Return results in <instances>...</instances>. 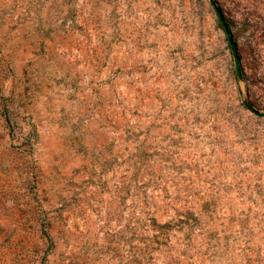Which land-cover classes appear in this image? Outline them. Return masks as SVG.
Returning a JSON list of instances; mask_svg holds the SVG:
<instances>
[{
    "label": "rangeland",
    "instance_id": "obj_1",
    "mask_svg": "<svg viewBox=\"0 0 264 264\" xmlns=\"http://www.w3.org/2000/svg\"><path fill=\"white\" fill-rule=\"evenodd\" d=\"M213 2L241 78L212 0H0V264H264V0Z\"/></svg>",
    "mask_w": 264,
    "mask_h": 264
},
{
    "label": "water",
    "instance_id": "obj_2",
    "mask_svg": "<svg viewBox=\"0 0 264 264\" xmlns=\"http://www.w3.org/2000/svg\"><path fill=\"white\" fill-rule=\"evenodd\" d=\"M212 3L214 5V7H215V10H216V12L218 14V17H219V21L222 24L223 29H224V31L226 33L227 39L229 41V45H230V48H231V51H232V54H233V57H234V60H235L237 76H238V78H241L242 77V70H241V66H240V60H239V56H238V53H237L236 44H235L234 38H233V36L231 34L229 25L227 24L226 20L223 18L222 14H221V11L216 6V4L213 2V0H212ZM245 106L250 112H252L256 116L264 117V113L258 111L257 109H255L250 104L245 103Z\"/></svg>",
    "mask_w": 264,
    "mask_h": 264
},
{
    "label": "trees",
    "instance_id": "obj_3",
    "mask_svg": "<svg viewBox=\"0 0 264 264\" xmlns=\"http://www.w3.org/2000/svg\"><path fill=\"white\" fill-rule=\"evenodd\" d=\"M2 107H3V113L5 114L6 119L10 121V117H11L9 114L10 107L6 104H2Z\"/></svg>",
    "mask_w": 264,
    "mask_h": 264
}]
</instances>
